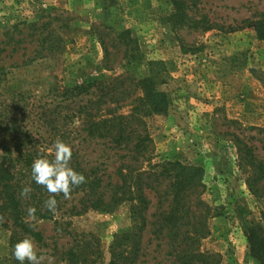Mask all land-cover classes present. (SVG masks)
<instances>
[{
    "label": "rangeland",
    "instance_id": "obj_1",
    "mask_svg": "<svg viewBox=\"0 0 264 264\" xmlns=\"http://www.w3.org/2000/svg\"><path fill=\"white\" fill-rule=\"evenodd\" d=\"M260 19L264 0H0V162L19 161L26 151L51 161L60 139L71 147L75 171L110 172L114 151L87 137L78 113L92 96L74 103L64 91L125 75L132 100L148 63L161 61L160 88L172 105L146 117L153 162L204 170L202 199L212 216L201 252L218 254L219 264H260L245 235L247 227L264 235V40L252 26ZM129 38L136 53L124 46ZM130 99L119 113H129ZM26 171L25 229L0 200V264H19L12 246L26 237L45 255L42 264H80L66 260L72 250L84 252L89 264H110L115 237L134 229L133 203L110 213L84 210L83 193H49L32 179L31 166ZM253 175L262 176L256 194L247 184ZM49 196L57 201L54 212L45 204ZM172 253L148 227L138 264H177Z\"/></svg>",
    "mask_w": 264,
    "mask_h": 264
},
{
    "label": "trees",
    "instance_id": "obj_2",
    "mask_svg": "<svg viewBox=\"0 0 264 264\" xmlns=\"http://www.w3.org/2000/svg\"><path fill=\"white\" fill-rule=\"evenodd\" d=\"M173 5L176 7L178 4L173 2ZM252 26L256 38L264 40V19L252 22ZM211 27L209 24L208 28ZM121 36L129 37L128 33ZM129 40L124 44L127 51L131 48L135 53L139 51L135 41ZM138 53L133 54L131 59H139ZM148 65L149 74L138 80V92L132 100L125 75L96 80L64 91V97L74 103L78 97L92 96L85 103H78L84 130L88 138L102 141L113 150L115 158V167L110 172L99 167L89 171L77 168L76 171L85 176V181L72 187L73 191L83 193L81 205L84 210L88 206L95 211L110 213L127 201L133 203L134 229L130 235L115 237L110 264H138L142 256L143 236L148 227L156 238L166 239L172 246L175 263L219 264L218 254L200 251L201 240L210 232L208 219L212 216V208L202 199L204 170L179 161L153 162L155 145L147 129L146 117L167 113L172 100L160 88L163 62L150 61ZM127 99L131 100L129 113L121 114L119 108ZM112 105H115L114 108ZM13 136L15 138L16 132ZM19 157L23 169L18 170V160L0 162V200L13 222L25 229L28 226L23 212L25 195H21V190L25 188L26 181L20 174L31 166L34 158L28 151ZM263 168L261 166L260 170ZM259 175L263 172L259 171ZM256 177L247 178L249 190L255 194L258 190L254 183L257 184L262 176ZM152 200H156V207L150 213ZM33 235L40 237L37 233ZM245 235L250 256L264 264V235L251 227L245 228ZM85 256L84 252L72 250L66 260L89 264Z\"/></svg>",
    "mask_w": 264,
    "mask_h": 264
},
{
    "label": "clouds",
    "instance_id": "obj_3",
    "mask_svg": "<svg viewBox=\"0 0 264 264\" xmlns=\"http://www.w3.org/2000/svg\"><path fill=\"white\" fill-rule=\"evenodd\" d=\"M72 150L69 145L60 139L54 142V158L49 161L46 158H37L32 162L31 175L36 184L42 185L49 193H62L65 199L70 197L71 188L85 181V176L69 166ZM31 191L29 187L21 190L24 196ZM56 199L49 196L45 202L50 211H55ZM29 215L35 214L34 208L28 209ZM12 255L19 264H42L45 259L43 253H39L30 238L17 241L12 246Z\"/></svg>",
    "mask_w": 264,
    "mask_h": 264
}]
</instances>
